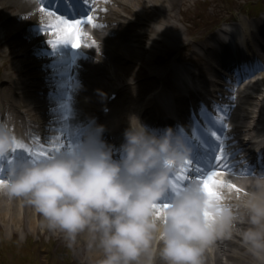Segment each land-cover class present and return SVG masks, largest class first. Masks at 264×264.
Returning a JSON list of instances; mask_svg holds the SVG:
<instances>
[{
  "label": "clouds",
  "instance_id": "clouds-1",
  "mask_svg": "<svg viewBox=\"0 0 264 264\" xmlns=\"http://www.w3.org/2000/svg\"><path fill=\"white\" fill-rule=\"evenodd\" d=\"M105 130L87 127L47 158L7 164L16 137L0 123V157L7 164L0 193L25 198L69 240L87 232L103 252L98 264H139L141 257L152 264L153 253L165 264H203L208 246L231 238L238 221L248 225L240 232L243 245L264 259V184L258 181L235 203L213 199L198 180L174 190V174L192 154L183 135L172 127L150 130L131 114L117 158Z\"/></svg>",
  "mask_w": 264,
  "mask_h": 264
},
{
  "label": "bare ground",
  "instance_id": "bare-ground-1",
  "mask_svg": "<svg viewBox=\"0 0 264 264\" xmlns=\"http://www.w3.org/2000/svg\"><path fill=\"white\" fill-rule=\"evenodd\" d=\"M145 1L146 2H152V0H145ZM191 1L192 0H157V2L163 4L162 5V9H163L164 12L166 11V7H169V11H166L167 12L166 19H169L168 22L170 24H172L173 26H175V27H177L178 24H176V22H174V21L177 19L178 15L182 12L183 4L184 5H189L191 3ZM137 2H140V1L139 0H109L110 4L117 3L118 7L121 9V11H124V12H126V13H128L130 15H137L138 14L139 10H137L135 5L133 4V3H137ZM155 3H153V5ZM149 6H150V4H149ZM0 7H1L0 13H2V11L6 12V11H10L11 10V12H10L11 15H10L8 20L14 21L13 23H16V22L24 20L23 18L26 15L34 13V12H37V10H38V5H37V1L36 0H0ZM172 9H173L174 13L170 12ZM175 10H177V11H175ZM117 14H118L120 20H117L116 23L119 24L122 27V28H119V29L121 30V32L123 34L126 31V26H127L128 23H129L130 26H132L131 27V31L128 30L127 39L126 38L125 39L127 41H128V39H130V40H132V42H136V43L140 44V48L145 43L144 40H147L146 38H149L147 36L146 29H149L151 34L157 33L159 28L158 29H153V26H155L153 23L155 22L157 24L159 23L160 25H162V23L165 21V18H163V19L157 18V17L154 18V16H153V18H152L153 21H154L153 22V21L148 20V18L145 17L144 18V20H145L144 21V25H143V27L141 29L139 27H133L136 22L130 23L129 21L125 20L124 19L125 17L122 16V13L120 11H118ZM50 21L52 23H54L55 20L52 18V19H50ZM150 24H152L153 26L150 25ZM16 25L18 26V25H20V23H16ZM245 25H248V24H245ZM234 32H235V37L236 38L237 37H241V36L243 37L245 35L243 33V31H241L239 29H236V31H234ZM156 37L157 36L151 38L149 40V42L147 41L146 43H148V44L151 43L152 44L154 42H157V38ZM232 37H233V35H232ZM242 37H241V40H242V42H244V38H242ZM174 38L175 37L168 38L165 43H167L168 45H169V43H170V45L173 44L172 39H174ZM21 42L22 43H18L16 45H14L13 48H17L20 45H22V47H27L28 46V44L24 40L21 41ZM121 42H123V43H120V42H118V43H120L123 47L127 48L126 44H124L126 42H124V41H121ZM150 47H153V46H150ZM120 50L123 51L122 49H120ZM110 51L114 52L115 50H114V48H111ZM157 51H159V49H157ZM127 53L129 55L130 54L133 55L132 54L133 52L130 50V48H127ZM13 58L14 59H18L19 56L16 55V56H13ZM21 58L22 59L15 60V65H13V67H12L13 69L16 68V71L12 72L11 75L15 74L16 76L12 75L13 79H12L11 87H12V90L15 89V88L24 89L25 96L29 97V94L27 93V86L28 87L30 86V82H28L27 79H22V76L20 75L21 68H22V62H23V60L25 61L26 59L23 58V57H21ZM26 61H28V60H26ZM253 64H254V61L251 60V61H249L248 65H253ZM24 65H26V64H24ZM189 76L190 75H187L186 77H189ZM40 79L41 78H37V80H40ZM261 80L263 81L264 79H261ZM262 83L264 85V82H262ZM34 86H38V83L34 84ZM111 87L113 88V90H112L113 93L114 92L119 93L121 91V89L119 87H117L115 84L112 85ZM82 88H83L84 92H88L89 91L88 96L92 97V94L90 93L89 87L82 86ZM244 89L249 91L248 94H246V99L248 100V102H247L248 105L251 104L250 106H252V105H254V104L258 103V102H259V104L260 103L264 104V89H262L259 84L252 83L249 87H245ZM246 90H243V94L244 95H245V91ZM3 91H4V94L2 93V96H3V99L6 100L7 97L9 96V92H6V91H8V89H5ZM89 97H87V98L88 99H92V98H89ZM164 101L165 100H162L161 103H164ZM40 102L41 103L45 102L44 98L42 100L39 99V104H40ZM67 102H68V99H67ZM68 104H69V102H68ZM66 107L67 106L58 107V109L55 112L52 113L53 115H56L58 117V119L60 118V122H61L62 125L63 124H67V121L65 119L66 117H64L65 114H61V111L64 110ZM20 108H21V106H16L15 110L10 111L9 115L11 117H15V116L17 117L18 115L16 113L17 112L20 113ZM260 108H259L258 105H256L254 108L244 109V111L246 113L244 112V115L241 116L240 122H239V119L237 120V122L240 123V126H239L240 129L238 130V135L241 136L240 142L241 141H243L244 143L247 142L248 141L247 137L249 135H251V133L256 131V124L264 122L263 120L260 121V116L262 114V112L260 111L261 110ZM262 108L264 109V106ZM115 113L117 115V111ZM7 118H8V115H7ZM8 119H7V123L12 127V130L15 133H17V130H18V128L16 127L17 123H15L13 120H10V119L8 120ZM242 123H243L244 128H242L243 127ZM243 181H246L245 185L251 186L254 189L256 188L257 184H253V182L250 179H247V180L243 179ZM234 182H235L234 185L236 187L239 186V184H237V182L235 180H234ZM260 183L264 184V182H260ZM223 185L225 187H230V185H232V184L229 183V184H223ZM235 191L237 193V196H235L233 198L231 196H229L228 197L229 200L227 199L229 202L235 203L236 202V197H238V196L243 194V190H240L239 188H237ZM2 196H4V198L2 197L1 202H0L1 203L0 204V216L6 217L7 219H9V218L15 219L14 224L17 225V222L20 221L19 219H25L24 215H26V214L30 215V213H31V210H30L31 204H29L26 201L25 198H23V197H11V198H8L9 196H6L5 194H2ZM9 199H14V202H8ZM16 201H17L18 207H17ZM10 203H13L12 207H11ZM23 204H24V209H23ZM29 219H32L31 222H30V227L31 228H34V229L41 228V227L47 228V224H46V222L44 221V219H43V217L41 215L35 216V217L32 216ZM236 225H238V222H237ZM236 225L234 226V228H236ZM247 226L248 225L246 223L241 228L244 229ZM234 228L232 229V231H233V235L232 236L237 238V241L241 240L240 233H238L239 230L238 229H234ZM83 237H84L83 241H84V239L90 238L89 235H84ZM233 244H234V239L233 238H223V241L217 242V244L216 243L214 245L210 244L208 247H212L214 249V250H212V253H214V254H212V253H210V252H208L206 250L207 252H205L204 256H203V264H261L260 262H254V261H256V259L254 257H252L253 255L248 251V249L243 245L242 242L239 245V247L235 244V246H236V248L238 250V253L236 254V256H234V254L230 253L231 252L230 251L231 245H233ZM90 247H91L90 257L92 258V261L93 262H98L103 257L102 250L99 249L98 247L94 246V245H90ZM144 259H145V257H141V259L139 261V264H143L145 262ZM262 264H264V263H262Z\"/></svg>",
  "mask_w": 264,
  "mask_h": 264
},
{
  "label": "rangeland",
  "instance_id": "rangeland-1",
  "mask_svg": "<svg viewBox=\"0 0 264 264\" xmlns=\"http://www.w3.org/2000/svg\"><path fill=\"white\" fill-rule=\"evenodd\" d=\"M257 1L259 0H192L189 6H183L182 12L184 16L187 17L188 19L191 18L192 20H197L198 18H201L202 20L200 21H202L201 23H203V27L205 29L208 28L209 26L211 27V25H213L214 22L219 21L220 17L226 18L229 17L228 15L230 14L231 16H234V14L238 12L240 9L243 8L248 9V3L257 2ZM260 1H261L260 5L264 7V0H260ZM251 8L252 7H250L249 10H251ZM243 11L245 12V10ZM4 16H6V14ZM3 17L0 16V20ZM203 27H200L199 29L195 28L194 31L197 33L198 32L201 33L203 31ZM173 33H178V32L175 31ZM181 41L182 40H178L177 43H181ZM173 46H175V44ZM170 52L171 50L164 55H168ZM174 52H180V51L175 50ZM174 52H172V54L175 55L174 56L175 58L179 54L178 53L175 54ZM161 58L164 57L161 56ZM32 60H33V56L31 55L29 56L28 61L23 60L22 64H27V62H31ZM11 63L12 62L5 64V61L2 62V59L0 58V64H2L5 69H10ZM26 67H29V65H27ZM26 67L24 66V70ZM258 104L259 102L256 103V105ZM240 113L242 114L243 112ZM1 199L2 197L0 198V202ZM10 205L12 207L13 204ZM31 208L34 209L32 205ZM24 218L25 219H19L20 221H18L17 225H15L14 224L15 219L12 218L7 219L6 217L0 216V264H28V262L30 263V261H33L34 259H35L34 262L30 264H48V263L66 264V261L68 259L71 264H79L81 263L82 260L85 259L81 254L85 252L83 250L84 245L81 246L82 248L75 249L72 254L64 255L65 252L63 251V248L64 246H66L65 240H67L66 242H70V240L66 237L65 233L57 229V231L60 234H57L56 235L57 237L53 238L54 235H52L50 229L45 230L46 229L45 227L36 228V229L31 228L30 222L32 219H29L26 216H24ZM44 230L46 232H44ZM59 237H62L61 238L62 241L59 240ZM49 238H53V240L56 239L57 240L50 247L52 248L56 244L53 247L54 253L51 255L52 258L50 257V259L48 260V258L45 257L44 255L45 253L43 252V250L39 249L40 248L39 246L46 245L47 242L49 241ZM161 264H164V262H162Z\"/></svg>",
  "mask_w": 264,
  "mask_h": 264
},
{
  "label": "snow or ice",
  "instance_id": "snow-or-ice-1",
  "mask_svg": "<svg viewBox=\"0 0 264 264\" xmlns=\"http://www.w3.org/2000/svg\"><path fill=\"white\" fill-rule=\"evenodd\" d=\"M54 3H55V0H50V5L48 7H45V5L43 3H41V5H40V11L41 12H46L48 15L55 17L54 23L48 26L50 31L56 34V39L53 41H50V43L52 44L53 48H55L56 45L60 44V43H65V44L70 43L72 48L78 49L81 46V36L83 34L81 31V25L84 22L85 17L80 16V18H75V17L69 18L67 14L66 15H59L58 10L54 11L52 6H51ZM86 19L88 22L93 21V17L91 15H88L86 17ZM223 119H224L223 116L218 118V120L221 123L223 122ZM209 133L211 136L215 137V139L217 141L220 140V136L217 135V133L215 131L209 130ZM189 139H190V141H194L192 143V149H193V151H195L197 144L200 142L199 137L193 136V137H190ZM62 146L63 145L56 146V150L60 149V147H62ZM24 147H25L24 145H22L18 141H16L15 146L11 149V152H15L16 149L24 148ZM218 150L220 152V155L214 154L208 160V164L213 165L212 169L207 171L203 175H198V176H195L194 178H192V180H198L202 184V186L204 187L205 191L210 193V195L213 199L222 198L220 193L217 191V187L222 186L223 181L216 179V177L219 173L216 170L217 166H216L215 162H219V161H222L224 159V154H225L224 146L222 144L218 145ZM29 151H31V150L29 149ZM41 155L48 157L47 152L42 153V154L38 153V154H35L33 160L40 159ZM13 161H14V157H11V156L7 157V164H11ZM4 162H5L4 157H0V172L4 171ZM191 164H192L191 159L185 161V163H184L185 166H191ZM225 167H226V165H225ZM183 170L187 171V167H185ZM197 170H199V162H197ZM183 178L185 180H187L189 177L184 176ZM3 183H5V179L0 178V184H3ZM184 186H179L176 178L175 177L173 178L174 190L182 189ZM230 187L235 188L236 186L230 185ZM162 207L163 208L168 207L167 202H165ZM161 210H162V208H161Z\"/></svg>",
  "mask_w": 264,
  "mask_h": 264
}]
</instances>
